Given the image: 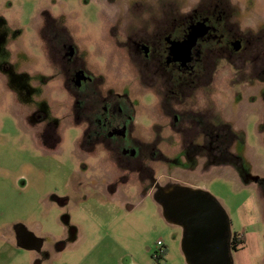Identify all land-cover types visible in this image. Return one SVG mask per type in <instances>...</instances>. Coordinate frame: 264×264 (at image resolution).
I'll list each match as a JSON object with an SVG mask.
<instances>
[{
  "label": "rangeland",
  "instance_id": "obj_1",
  "mask_svg": "<svg viewBox=\"0 0 264 264\" xmlns=\"http://www.w3.org/2000/svg\"><path fill=\"white\" fill-rule=\"evenodd\" d=\"M210 1L229 4L238 26L229 28L264 34V0H0V264H190L184 229L167 220L160 201V190L175 186L208 194L231 235L245 238L232 252V264H264V81L239 83L231 73H215L205 105L223 146L192 152L176 142L162 145L160 161L147 163L156 186L134 175L121 179L132 171L112 157L113 165L102 149L91 156L76 144L82 129L70 124L64 76L46 61L36 33L45 19L57 20L106 93L127 97L142 110L152 101L136 73L145 83L152 73L119 67L102 37L105 28L129 31L137 18L193 13ZM246 58L242 52L235 59L243 67ZM171 75L160 68L161 90ZM22 233L40 247L22 248Z\"/></svg>",
  "mask_w": 264,
  "mask_h": 264
},
{
  "label": "flooded vegetation",
  "instance_id": "obj_2",
  "mask_svg": "<svg viewBox=\"0 0 264 264\" xmlns=\"http://www.w3.org/2000/svg\"><path fill=\"white\" fill-rule=\"evenodd\" d=\"M231 11L227 2L210 1L203 2L193 13L166 11L148 14L144 20L137 18L136 26L126 29L129 31L114 25L105 28L102 37L109 41L108 47L119 67L147 69L152 73L150 83L136 73L144 95L150 94L152 101L151 106L142 110L135 109L127 97L107 94L97 73L86 69L74 36L57 20L45 19L36 33L46 61L64 76L70 124L82 129L76 144L83 143V147L92 150L91 156L102 149L113 165L118 162L126 171H132L118 175L119 178L134 175L142 181L150 179L155 186V172L148 164L160 161L162 145L168 147L176 142L192 152L222 147L224 142L221 144L213 135V120L205 105L210 91H214L212 77L219 71L231 73L230 80L239 83L264 81V34H246L229 28L233 23ZM242 52L247 53L243 67L235 59ZM160 68L172 74L164 90L158 83ZM144 133L151 137L146 138ZM211 138L216 142H211ZM153 153L157 155L153 157ZM138 160L137 167H127L128 162ZM146 168L150 175H146ZM163 192L161 189L160 194ZM225 227L227 264H232L231 254L239 249L235 243L240 236L231 235L227 217ZM19 245L37 250L40 242L22 233Z\"/></svg>",
  "mask_w": 264,
  "mask_h": 264
},
{
  "label": "water",
  "instance_id": "obj_3",
  "mask_svg": "<svg viewBox=\"0 0 264 264\" xmlns=\"http://www.w3.org/2000/svg\"><path fill=\"white\" fill-rule=\"evenodd\" d=\"M160 201L167 220L184 229L183 248L190 264L228 263L226 216L213 198L175 186L163 192Z\"/></svg>",
  "mask_w": 264,
  "mask_h": 264
},
{
  "label": "trees",
  "instance_id": "obj_4",
  "mask_svg": "<svg viewBox=\"0 0 264 264\" xmlns=\"http://www.w3.org/2000/svg\"><path fill=\"white\" fill-rule=\"evenodd\" d=\"M239 236H240L239 240L235 243V246L238 248L242 247L246 243L245 238L242 235H239ZM164 254H165V251L162 252L160 257H163Z\"/></svg>",
  "mask_w": 264,
  "mask_h": 264
},
{
  "label": "built area",
  "instance_id": "obj_5",
  "mask_svg": "<svg viewBox=\"0 0 264 264\" xmlns=\"http://www.w3.org/2000/svg\"><path fill=\"white\" fill-rule=\"evenodd\" d=\"M163 245H164V244H163L162 241H158V242H157V246L162 247Z\"/></svg>",
  "mask_w": 264,
  "mask_h": 264
}]
</instances>
